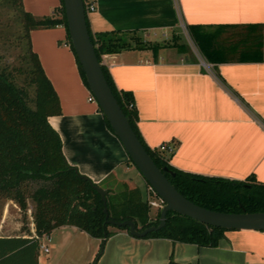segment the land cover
<instances>
[{"label":"crops","instance_id":"1","mask_svg":"<svg viewBox=\"0 0 264 264\" xmlns=\"http://www.w3.org/2000/svg\"><path fill=\"white\" fill-rule=\"evenodd\" d=\"M83 1L94 6L85 13L91 32L135 31L164 38L172 33L174 38L187 25L263 26L261 60L256 62L209 63L205 68L182 43L156 40L150 43L156 47L145 43L141 49L102 54L100 63L117 89L131 93L144 143L172 147L164 152L170 165L264 184V0ZM58 5L59 0H20L21 10L35 17L51 14ZM28 43L57 98L59 113L47 122L59 136L65 162L108 193L123 183L138 187L127 154L96 103L86 99L89 91L66 45L64 27L30 29ZM9 202L1 204L0 238H29L34 233L31 218L21 232L9 233ZM110 231L96 264H166L169 257L177 263L264 264V230L226 229L213 247ZM38 241L47 252L37 247L36 264H90L100 239L60 225Z\"/></svg>","mask_w":264,"mask_h":264},{"label":"trees","instance_id":"2","mask_svg":"<svg viewBox=\"0 0 264 264\" xmlns=\"http://www.w3.org/2000/svg\"><path fill=\"white\" fill-rule=\"evenodd\" d=\"M10 1H15L19 8L24 50L22 65L15 68V72L21 74V84H16L12 71L0 68V197L12 200L22 212L27 209L26 199L30 200L29 215L36 237L0 238V264H36L38 238L60 225L75 226L88 236L100 239L91 262L94 264L101 253L104 239L111 234L108 226H114L105 220H130L136 230H141L156 225L158 213L153 220L149 219V206L146 200L141 198L139 189L133 187L128 192L117 195L106 191L104 217L102 201L92 187L95 183L65 162L60 150L59 136L47 122L48 116L59 113L57 98L28 43L30 29L61 24L65 29L68 47L73 53L62 0H59L58 7L53 9L51 14L41 17L22 11L20 0ZM82 3L85 7L83 0ZM85 25L93 52L99 62L102 54L147 47L135 31L91 32L86 14ZM262 28L260 24L185 27L198 53L212 65L223 62L260 61ZM148 46L156 47L157 44ZM74 58L78 73L86 86L75 55ZM100 69L118 107L145 152L184 198L198 206L220 212L264 211L263 183L251 177L236 180L182 171L168 163L163 151L148 147L136 126L137 114L131 93L115 87L102 63ZM28 88L31 91L30 97ZM102 118L112 132L103 115ZM31 182L38 184L31 188ZM114 227L128 233L127 226ZM224 230L226 229L167 211L163 225L157 230L147 232L141 238H166L213 247L217 245ZM166 264L196 263H177L169 257Z\"/></svg>","mask_w":264,"mask_h":264},{"label":"water","instance_id":"3","mask_svg":"<svg viewBox=\"0 0 264 264\" xmlns=\"http://www.w3.org/2000/svg\"><path fill=\"white\" fill-rule=\"evenodd\" d=\"M62 6L70 46L79 63L89 93L93 96L97 107L132 165L155 195L163 201L156 225L136 230L134 223L130 220H105V222L114 226H127L129 235L143 237L147 232L159 229L164 223L165 213L173 211L203 224L224 229L264 230V211L220 212L210 210L187 200L171 185L145 152L105 82L100 69L101 63L97 61L89 41L82 0H62ZM92 187L100 196L103 204L102 211L106 217V191L95 184Z\"/></svg>","mask_w":264,"mask_h":264},{"label":"rangeland","instance_id":"4","mask_svg":"<svg viewBox=\"0 0 264 264\" xmlns=\"http://www.w3.org/2000/svg\"><path fill=\"white\" fill-rule=\"evenodd\" d=\"M21 31V18L19 8L17 7L16 2H12L10 0H0V68H5L6 70L12 71L15 77L16 84H21V74L15 72V68L20 67L22 65L21 57L24 50V37L21 36ZM136 35L140 38L142 43L150 44L155 42L156 40H158L157 43H169L177 41L178 43H182L181 45L186 49L187 53L190 54L197 61H204L196 50L195 46L193 45L185 28L178 29V36L174 38H171L172 33L167 34L165 38L164 36L158 34H150L149 36H146L142 35V33H136ZM28 95L29 97L31 96V91L29 90V88ZM130 164L132 165L131 162ZM131 172L136 175L135 181L136 185L141 188V198L145 200L156 199L154 193L150 190L148 185L145 183V181L133 165ZM37 184L38 182H31L30 187L33 188ZM132 188L133 186L131 184H119V186H117L114 191L111 190V194L117 195V193H125ZM3 200H5V198L0 197V209ZM9 201L10 202L8 212L11 224V230L9 231V233L18 234L23 228L25 229L30 224L29 209L31 208V202L29 199H26L27 209L22 212L18 209L17 205L12 200ZM158 212V209H155L154 207H149V219L153 220L155 218V214ZM14 227L16 228L14 229ZM112 228L116 227L108 226V230ZM75 256L76 259L78 258L80 260H83L85 255L76 254ZM94 264H96V262Z\"/></svg>","mask_w":264,"mask_h":264},{"label":"built area","instance_id":"5","mask_svg":"<svg viewBox=\"0 0 264 264\" xmlns=\"http://www.w3.org/2000/svg\"><path fill=\"white\" fill-rule=\"evenodd\" d=\"M93 8H94V6H93V3L92 2H87V3H85V7H84V10L85 11H91V10H93ZM66 45H68L67 43H66ZM204 60V59H203ZM199 63L203 66V67H205V68H208L209 67V63L208 62H206L205 60L204 61H199ZM87 101H89V102H95V100H94V98H93V96L89 93L88 94V96H87ZM155 149H157V150H160V151H163V152H170V151H172V147H170L169 145H167L166 143H161V144H159V145H157L156 147H155ZM149 187V186H148ZM150 188V187H149ZM150 190L153 192V190L150 188ZM154 193V192H153ZM154 196L156 197V199H153V200H146V202H147V204H148V206L149 207H154L155 209H160V207L162 206V204H163V201L159 198V197H157L156 195H155V193H154ZM31 237H36L35 236V234L33 233L32 235H31ZM39 249L42 251V252H47V247L46 246H44L43 244H39Z\"/></svg>","mask_w":264,"mask_h":264}]
</instances>
